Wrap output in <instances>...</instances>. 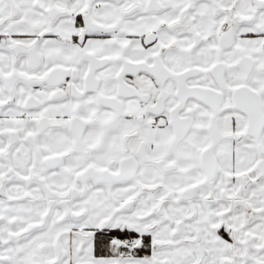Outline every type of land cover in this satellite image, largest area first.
I'll list each match as a JSON object with an SVG mask.
<instances>
[{
  "label": "snow or ice",
  "instance_id": "1",
  "mask_svg": "<svg viewBox=\"0 0 264 264\" xmlns=\"http://www.w3.org/2000/svg\"><path fill=\"white\" fill-rule=\"evenodd\" d=\"M0 264H264V0H0Z\"/></svg>",
  "mask_w": 264,
  "mask_h": 264
}]
</instances>
